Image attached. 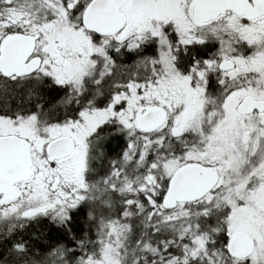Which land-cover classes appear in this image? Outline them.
Masks as SVG:
<instances>
[{
    "label": "snow or ice",
    "instance_id": "6c2138e0",
    "mask_svg": "<svg viewBox=\"0 0 264 264\" xmlns=\"http://www.w3.org/2000/svg\"><path fill=\"white\" fill-rule=\"evenodd\" d=\"M0 264H264V0H0Z\"/></svg>",
    "mask_w": 264,
    "mask_h": 264
}]
</instances>
